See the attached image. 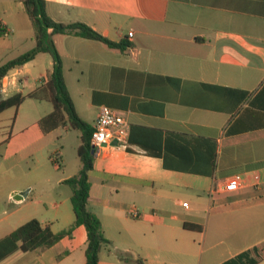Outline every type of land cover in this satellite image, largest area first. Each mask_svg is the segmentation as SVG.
I'll use <instances>...</instances> for the list:
<instances>
[{"label":"crops","instance_id":"crops-1","mask_svg":"<svg viewBox=\"0 0 264 264\" xmlns=\"http://www.w3.org/2000/svg\"><path fill=\"white\" fill-rule=\"evenodd\" d=\"M45 2L56 22L85 23L113 42L131 43L122 52L54 37L80 118L94 127L100 107L108 106L129 124L127 144L95 154L89 174L88 207L110 242L99 264H222L263 242L264 0ZM0 34V66L35 48L22 1L0 0ZM53 67L52 56L40 53L3 79L2 97H26ZM43 102L50 103L37 101L42 108L31 125L5 136L0 129V240L33 219L54 233L75 221L65 181L82 168L81 134L67 126L44 133L40 121L54 107ZM71 131L78 132L74 139ZM56 143L61 165L54 171L62 173L54 181L39 173L51 184L33 195L23 183L25 166L33 162L30 174L38 164L47 168L44 153ZM66 148L72 159L74 152L71 162ZM235 176L243 187L225 192ZM249 240L253 245H241ZM86 248L80 226L30 254L33 264H86Z\"/></svg>","mask_w":264,"mask_h":264},{"label":"trees","instance_id":"trees-1","mask_svg":"<svg viewBox=\"0 0 264 264\" xmlns=\"http://www.w3.org/2000/svg\"><path fill=\"white\" fill-rule=\"evenodd\" d=\"M24 3L35 32L36 46L32 50L0 66V82L14 69L33 61L40 53L52 56L53 71L42 80L40 86L27 95L0 96V115L5 111L19 107L27 99L47 101L53 104L54 111L40 121L44 133H50L59 127H69L81 134V146L78 157L82 168L80 172L65 181L72 189L71 203L75 215L74 223L67 229L54 233L49 226L33 219L19 227L13 233L0 240V263L18 251L23 253L50 249L66 237H70L77 227L83 226L87 233L86 264H99L100 253L110 245L106 239L102 222L88 207L91 184L89 174L94 168L95 152L91 143L94 127L84 122L78 115L72 97L68 91L62 58L54 43L57 35L77 36L94 40L111 49L122 52L131 47L128 40L113 42L91 26L77 22L63 24L53 20L47 13L45 0H20ZM186 229L201 230L200 227L185 224ZM264 261V241L222 264H260Z\"/></svg>","mask_w":264,"mask_h":264},{"label":"rangeland","instance_id":"rangeland-1","mask_svg":"<svg viewBox=\"0 0 264 264\" xmlns=\"http://www.w3.org/2000/svg\"><path fill=\"white\" fill-rule=\"evenodd\" d=\"M1 37H2V35H1ZM7 39L10 40L11 36H9ZM13 53L14 54H12V55H15L17 52H13ZM3 97H5V96H3ZM43 104H46V106H48V107H52V105H53L52 103L47 104L44 102H43ZM41 108H42V106H39L35 99L27 98L21 103V105L19 107H14V108H11V109L5 111V113L3 115H1V117H0V126H2V128H0V129L3 130V131H1V132H3L2 134L4 136L8 135L13 130L15 133H17L21 130V128L31 125L33 123L34 119L36 117H38V115L40 114L39 111L41 110ZM14 123H15V125H14ZM4 126H5V128H3ZM77 135H78V132L71 131V138L74 139V137ZM60 146H61L60 143H56V144L50 146L48 148V150L45 151L44 163L47 164V168H45L46 167L45 165L43 167H41V165L38 164L40 169L38 171L32 170V172H31L32 174H30L29 171H30V169H32L31 167L33 166V162L31 163V165L28 164L27 166H25L26 173H28V175L25 176L26 178L24 177L25 179L23 180V183H25V185H27V187H29V186L33 187V190H32L33 195L37 192V190L48 189L50 187L49 185L51 184V183H49V185H48L46 183V177L44 179L41 178L39 173H43L42 171H44V173H47V177L51 178L53 181H54L55 175L62 173V170L58 173H55V171H54L55 166L60 167V165H61V158H60V155L58 153V151L61 150ZM2 149H3V147H0L1 151H2ZM66 156L68 158V161L71 162L74 159V152H73V159H72L70 149L66 148ZM41 160H43V157H41ZM64 170H65V168H64ZM27 189H29V188H27ZM5 202L3 201V204ZM4 205H6V204H4ZM40 211H41L40 208L32 209L31 211H28V215H30V213L33 215V214H36ZM253 243H254L253 240H249L248 242L243 243L241 245H247V244L253 245ZM205 249H207V246L205 247ZM206 252H208V250H206ZM241 253L235 254V256H237ZM25 254L26 253L18 251L17 253L12 255L11 257H8L7 260L1 262L0 264H26V262L33 264L34 261H36L35 255L30 254V253H28L27 255H25ZM21 258H23V259L20 260L19 262H16V263L14 262L15 259H21ZM225 261H227V260H225Z\"/></svg>","mask_w":264,"mask_h":264},{"label":"built area","instance_id":"built-area-1","mask_svg":"<svg viewBox=\"0 0 264 264\" xmlns=\"http://www.w3.org/2000/svg\"><path fill=\"white\" fill-rule=\"evenodd\" d=\"M3 81V80H2ZM0 82V96L6 93V87ZM129 134V124L126 119L108 106H101L94 125L91 143L95 154H99L107 146H125ZM244 180L241 176H235L227 181L223 190L225 192H236L243 187ZM187 206V204H184Z\"/></svg>","mask_w":264,"mask_h":264},{"label":"water","instance_id":"water-1","mask_svg":"<svg viewBox=\"0 0 264 264\" xmlns=\"http://www.w3.org/2000/svg\"><path fill=\"white\" fill-rule=\"evenodd\" d=\"M113 145H118V143L115 141V142L113 143ZM21 195H26V194L23 193V194H21ZM25 197H26V196H25ZM23 200H24V198H23V199H20V200H18V199H16V198L13 199V201L16 202V203H20V202H22Z\"/></svg>","mask_w":264,"mask_h":264}]
</instances>
